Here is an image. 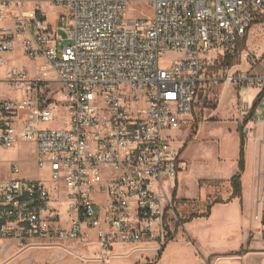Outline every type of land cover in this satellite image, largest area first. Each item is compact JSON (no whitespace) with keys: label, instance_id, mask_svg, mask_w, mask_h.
<instances>
[{"label":"built area","instance_id":"2783aa9c","mask_svg":"<svg viewBox=\"0 0 264 264\" xmlns=\"http://www.w3.org/2000/svg\"><path fill=\"white\" fill-rule=\"evenodd\" d=\"M143 1L148 15L134 6ZM48 8L63 27L47 23ZM256 22L264 0H0V239L65 256L79 244L108 257L163 246L177 206L169 187L186 168L169 132L217 80L216 64L240 115L254 116L249 88L264 90V63L244 51L248 70L232 72L225 60ZM11 55L39 64L29 73ZM252 121L264 203V119ZM24 144L32 178L1 155Z\"/></svg>","mask_w":264,"mask_h":264},{"label":"rangeland","instance_id":"374dc122","mask_svg":"<svg viewBox=\"0 0 264 264\" xmlns=\"http://www.w3.org/2000/svg\"><path fill=\"white\" fill-rule=\"evenodd\" d=\"M134 6L145 15L151 13V8L145 1L134 3ZM58 11L59 9L48 8L46 20L53 27L60 29L64 23L55 21V13ZM58 33L65 37L62 31L58 30ZM246 40L247 44L244 49L261 60L258 65L263 64L264 57L261 58L264 52V23H254L248 30ZM62 44H67V42L63 41ZM244 49L231 58L230 68L232 72L248 70V62L244 58ZM175 56L174 53H168L162 57L161 61L165 63L175 59ZM9 59L25 67L29 73L39 64V61L31 62L16 55H11ZM257 68L255 67L252 72H256ZM214 74L217 77L216 81H213L212 78ZM210 75L212 80L199 87L192 112L186 117L185 123L180 128L169 132L173 140V147L180 150V157L187 162V169L183 173H179L180 175L178 174L177 193L182 197L192 198L198 192L197 183H199V191L201 192L203 189L206 192L203 195L204 198H207L205 201L212 202L218 197H225V200L226 195L230 193V185L227 183L228 176L237 171L239 136H243L244 153L248 146L246 164L250 179L249 183L245 180L243 185L244 210L242 214L246 215L247 220L251 219L252 227L247 226L246 232H251L253 235L260 232L261 238L264 239V226L261 221L264 203L257 202L255 191L259 169L261 126L252 121L254 117H257V120L264 119V94L256 104L254 116L252 118L242 117L237 110L235 112L233 107V89L228 90V92L222 91L229 84L222 80L218 64L209 71ZM258 88L251 86L252 96L257 90L260 91ZM0 91L5 93V87L0 85ZM253 98L251 101L249 100L251 105L255 102ZM236 103L238 107V97L235 99V108ZM221 105L222 108H219ZM234 112L235 114L231 117L227 116L228 113ZM48 126L55 127L57 124L50 123ZM180 145L181 148H178ZM29 148L30 144H24L23 149L18 152L16 145L14 149L1 152L5 159L16 158L20 161L21 176L26 178H32L36 175L31 163ZM43 176L48 177L45 173ZM200 198L198 196V198L190 200L188 206L192 208V212H197V207L205 203L201 202ZM234 203L237 204V202ZM62 216L64 217V212H62ZM193 231L195 232V230ZM208 234L211 236L206 234L207 237L204 242L197 240L202 245L203 250L197 246L194 240L183 234L181 228H177L172 234L171 242L168 240L161 247L158 245L148 246V248L129 256H124L128 253L129 247L115 246L110 254L119 256L108 257L100 256V252L95 246L79 244L71 245V254H67L58 260H51V255L58 251L32 249L22 252L7 264H25L24 259H30L29 264H212L219 255L220 258L216 264H246L252 261L253 257L243 261L229 257L230 254L240 253L239 248L242 244L240 232L232 237L228 234L225 239L217 237L218 239L214 241L212 240V236H215L213 232L209 231ZM254 239L255 237L251 240L253 246L249 248L264 249L263 242ZM247 242L244 249H246ZM18 248V246L11 247L3 256L4 258L0 259V264L8 257L7 254L13 255ZM205 250H212L217 254L208 255L203 252ZM160 253H162L161 256ZM258 262L264 264V259L258 260Z\"/></svg>","mask_w":264,"mask_h":264},{"label":"crops","instance_id":"0c3cea01","mask_svg":"<svg viewBox=\"0 0 264 264\" xmlns=\"http://www.w3.org/2000/svg\"><path fill=\"white\" fill-rule=\"evenodd\" d=\"M248 36V32H247ZM246 36V39H247ZM244 42V46L246 47V40ZM245 50V49H244ZM245 52H247L245 50ZM248 53V52H247ZM233 89L234 95H233V107L236 112V110L239 112L237 103H236V108H235V99H237V87L234 84H229V86H226L223 88L222 91L228 92V90ZM260 89V88H258ZM261 90L258 91L252 96V91L251 88H249V100L251 101L252 98L254 101L262 93ZM263 96V95H262ZM262 98V97H261ZM261 100V99H260ZM253 107V104H252ZM222 108V105L219 107ZM256 110L255 108H253ZM234 113H228L227 116L231 117ZM237 138V137H236ZM238 141V140H237ZM240 145V136H239V141H238V148ZM185 148V145L183 146ZM181 148V145L178 147ZM248 146L246 148V151L244 153V168L243 172L240 175V184H241V195L240 197L237 196H232V188L230 185V179L231 177L235 174L232 173L231 175L228 176V181L227 183L230 185V193L226 195V199L224 200L225 197H218L215 198L212 202H207L205 201L207 198H204L203 195L206 194L205 190L199 191L200 185L198 184V192L196 195L192 198H186L182 197L177 193V182L179 175L183 173L187 169V162L181 158L185 163H186V168L178 175L176 181H174L173 185L174 188L173 190L171 189V186L169 187L170 192L173 193V195L177 198V206L175 209V218L174 220H171L169 222V232H170V237H169V242L172 240V234L174 233L175 229L181 228L182 233L186 234L189 236L192 240H194L199 248L202 249V245L197 242L199 239L200 241L204 242L206 240V234H208L209 231H212L215 236H212V240H217L218 238L225 239L226 236L229 234L234 236L235 234L240 232V236L242 238L241 242V247L239 248L240 253H233L230 254L229 257L232 259H241L247 260L249 258H252V261L247 262L246 264H259L258 260H263L264 259V249H254V248H249L253 246L251 243V240L255 237L254 240H261L264 244V239L261 238V234L256 233L255 235L251 234V232H246L248 227H252L251 224V219L247 220V217L245 214H242L244 210V202H243V194H244V181L246 180L247 183H249V174H248V169H247V164H246V153H247ZM244 150V147H243ZM180 152V150H179ZM239 154V151H238ZM238 164V161H237ZM237 171L238 172V166H237ZM259 172V169H258ZM172 184V183H171ZM257 188H258V173H257V183H256V194H257ZM200 192V193H199ZM200 196V201L205 202L203 205H200L197 207V212H192V208H189L188 204L190 203L191 199L198 198ZM219 201V202H216ZM234 202H237L234 203ZM195 230V232L193 231ZM245 231V233H244ZM250 238V236H252ZM211 236V235H210ZM218 237V238H217ZM248 241V242H247ZM246 249H244V245L246 244ZM13 246H18L19 245L12 240H6V239H0V259L4 258L3 256L9 249ZM203 250V249H202ZM22 252L20 247L17 249V251H14V254L10 256V253L7 254L8 257L5 258L4 261H2L1 264H7L10 260L14 259L15 257L19 256ZM206 254H217L216 252H212V250H205L203 251ZM162 253H160V256ZM219 255V254H218ZM220 255L216 257L214 264L219 260ZM3 260V259H2ZM52 260V258H51ZM23 262L25 264L30 263V259H24ZM22 263V262H21ZM23 264V263H22Z\"/></svg>","mask_w":264,"mask_h":264},{"label":"trees","instance_id":"16d2710c","mask_svg":"<svg viewBox=\"0 0 264 264\" xmlns=\"http://www.w3.org/2000/svg\"><path fill=\"white\" fill-rule=\"evenodd\" d=\"M244 49V42L238 44V51H241ZM230 59H226L225 60V64L230 65ZM264 94V91H262V93H260V95H258V97L256 98L254 104H253V108L256 107L257 102L261 99L262 95ZM244 141H243V136L240 135V145H239V154H238V172L235 173L231 179H230V185L232 188V196H237L240 197L241 195V184H240V175L243 172V168H244ZM219 202V201H216ZM160 255V254H159Z\"/></svg>","mask_w":264,"mask_h":264},{"label":"water","instance_id":"95a60500","mask_svg":"<svg viewBox=\"0 0 264 264\" xmlns=\"http://www.w3.org/2000/svg\"><path fill=\"white\" fill-rule=\"evenodd\" d=\"M261 221H262V225L264 226V207H263V212H262V219H261ZM63 257H65V253L63 252V251H60V252H57V253H53L52 255H51V258L52 259H61V258H63Z\"/></svg>","mask_w":264,"mask_h":264}]
</instances>
